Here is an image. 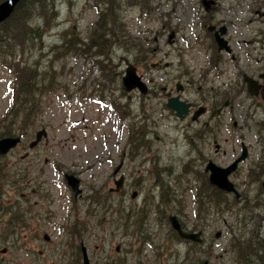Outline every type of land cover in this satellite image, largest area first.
<instances>
[{"label": "rangeland", "instance_id": "obj_1", "mask_svg": "<svg viewBox=\"0 0 264 264\" xmlns=\"http://www.w3.org/2000/svg\"><path fill=\"white\" fill-rule=\"evenodd\" d=\"M138 1L111 0L132 41L111 46L103 62L110 80L97 67L101 59L91 55L95 48L85 56L52 51L61 39H77L84 48L108 6L105 0H55L47 22L37 15L30 20L39 26L42 41L27 44L6 61L26 62L40 78L52 67L57 89L36 96L41 113L21 130V143L2 157L16 174L15 182H22L15 189L6 186L5 196L10 203L19 201L29 225L1 244L0 264H81L78 236L69 233L77 218L85 222L81 237L90 264H194L197 259L236 264L230 251L234 238L245 233L243 242L256 229L259 244L264 240V173L250 178L264 155V103L249 96L242 81L246 74L264 85V43L259 42L264 0H148L145 13ZM205 20L226 26L229 55H214L212 35L202 27ZM130 65L147 86L146 95L124 91L122 77ZM14 83L15 74L0 63V119L12 105ZM177 83L183 87L180 99L193 106L215 110L228 104L198 124L188 117L180 120L166 108V94H176ZM114 105L122 109L123 120ZM204 123H209L207 144L189 141ZM40 129L47 136L30 148ZM240 140L249 156L229 180L247 200L233 208L241 209L237 216L234 211L217 214L206 204L196 218L194 197L202 186L197 178L207 180L203 169L208 160L222 166L230 162L240 151ZM63 173L80 180L78 197ZM120 178L123 185L116 192L114 182ZM161 198H169V204ZM140 210L147 217L133 226ZM170 214L184 228L204 231L202 253H188L192 243L170 246L164 221Z\"/></svg>", "mask_w": 264, "mask_h": 264}, {"label": "trees", "instance_id": "obj_2", "mask_svg": "<svg viewBox=\"0 0 264 264\" xmlns=\"http://www.w3.org/2000/svg\"><path fill=\"white\" fill-rule=\"evenodd\" d=\"M3 1L4 0H0V3ZM105 2L108 6L99 13V17L88 36L89 43H87L84 48L77 39H61V44L56 46L52 51L61 49L65 54L73 53L76 56H85L89 54L91 49L95 48V51L92 52L91 55L93 58L99 57L101 59V61H98L97 67L100 69L102 77L110 80V78H108L109 75H106L110 73V71L106 68V65H103V62L108 60L111 46L113 44L121 45L124 42L132 41V39L125 31V25L122 19L119 18L116 6L114 8L113 4L112 6L110 5L111 0H105ZM138 2H140V8L143 13L150 9L148 0H139ZM54 3L55 0H20L11 15L0 23V63L15 74L14 87L11 89L12 105L0 119V139L21 135L23 132L21 130L28 128L34 119L41 113L40 101L36 96L45 93V91L49 93L57 89L54 77L50 75L54 73L52 67H50L46 77L40 78L39 75L35 73L36 68L30 66L26 62L24 63L19 60L17 63H13L12 61L10 64L6 63L11 57H15L16 53L23 52L27 48V44H33L35 41H42V34L39 26H32L30 20L33 16L37 15L43 17L45 22H47V14L49 16V14L53 12ZM103 4L105 5L104 2ZM95 8L97 9L98 7L96 6ZM207 25V21L204 22L203 29L206 30ZM262 30L263 28L260 29L261 41L259 42L264 43V33ZM207 32L206 34H208ZM212 45L214 55H217L214 43H212ZM101 57H103V59ZM214 59L215 57H212L211 61L213 62ZM47 79L48 81H46ZM113 108L118 118L123 119L124 115L122 109H120L119 106L115 107V105ZM1 159H3L2 162ZM254 171L255 174H251L250 178H254V175H259L262 172L264 173V155L260 158V162L256 165ZM15 176L16 174L11 173L10 167L6 165L4 158L0 156V246L8 242L9 238H14L13 236L19 233L17 229L29 225L26 213L20 211L21 204L18 203L19 201L15 200L14 203H10L7 200L8 197L5 196L7 190L6 186L15 189L22 183L19 181L15 182ZM197 179L202 183V186L200 185L198 187L196 196L194 195V204L197 205L195 211V214L197 212L196 218L200 217L202 208L206 204L208 207L213 208L217 214L219 212L224 214L227 211H234L233 208L235 209L237 207L240 200H247L245 197L244 199L242 197H240V199H235L234 197L229 199L224 192L211 186L210 189H208V183H205L200 178ZM20 180L23 181L21 177ZM169 201V198L160 199V202L166 205L169 204ZM255 206L256 203L253 207ZM123 210L124 209H109V212L113 211L117 214H121ZM240 210L241 209L238 208L234 211V215L237 216ZM135 215L139 220H135L133 226H138L140 219L142 220L147 217L141 210ZM181 225L184 228L182 223ZM77 228L78 227L75 225L69 230L71 236L76 233L78 234ZM244 234H240V238H234L230 243V251L236 264H264V240H261V244H259L258 233L255 229V232L252 233L247 240L241 242L240 240ZM72 238L74 237L72 236ZM200 245H193V247L197 249V253H202L200 251ZM202 263L201 259H197L196 262H194V264Z\"/></svg>", "mask_w": 264, "mask_h": 264}, {"label": "water", "instance_id": "obj_3", "mask_svg": "<svg viewBox=\"0 0 264 264\" xmlns=\"http://www.w3.org/2000/svg\"><path fill=\"white\" fill-rule=\"evenodd\" d=\"M20 0H4L2 3H0V23L6 20L13 10L15 9L17 3ZM205 1V0H203ZM204 6H207V3H203ZM209 5V4H208ZM207 31L209 33L213 34V38L217 47V51L221 52L224 51L226 53H230L231 49L228 45V42L225 40L224 36L227 32V29L225 26H221L216 30L215 26L210 25L207 27ZM263 78V75L261 76ZM242 80L244 84L246 85V91L251 96H256L258 91L261 89L264 92V86H261L259 81L247 76L244 74L242 76ZM122 86L126 92H131L134 90H138L142 95L147 94V87L141 80V78L136 74V69L133 66H128L124 71V76L122 77ZM183 90V87L180 83H177L175 85V92L177 93L176 96L170 97L167 99L166 107L169 110H172L175 114V116L178 119H185L190 112V104L186 103L185 101L180 100L178 93ZM263 100H264V96ZM228 104V101H226L219 109L215 110L213 112L214 114H218L221 112V110L226 107ZM205 111L204 107H199L194 113L192 114V120H196L199 116H201ZM47 136V133L45 129H40L35 133V139L29 143L30 148H34L38 145V143L41 141L42 138H45ZM21 138L20 137H4L0 139V156L7 155L11 150L16 148L18 144H20ZM242 152L240 156L227 168H221L215 165L213 162L209 161L206 166L204 167V172L208 174V182L209 185L217 188L219 191L233 194L235 198L239 197V193L233 186V184L229 181L228 177L232 171H234L237 167V165L240 162H243L245 158L247 157V149L244 144H242ZM117 171V170H116ZM116 171L114 174H116ZM64 180L66 182V185L69 187V189L73 192L74 198H76L79 194H81L82 190L80 189V181L77 179L74 175L64 173L63 174ZM115 184V191L117 192L120 187H122L123 179L120 178L118 181L114 182ZM136 193L132 194V199L135 197ZM168 220L170 222L171 228L177 233L179 238L187 241L192 242H200L199 234L194 233H186L184 232L176 217L171 215L168 217ZM220 233L218 232L216 234V237H218ZM48 237L45 236V240H47ZM82 264H89V259L86 253V249L82 246ZM203 264H208L207 261H205Z\"/></svg>", "mask_w": 264, "mask_h": 264}, {"label": "flooded vegetation", "instance_id": "obj_4", "mask_svg": "<svg viewBox=\"0 0 264 264\" xmlns=\"http://www.w3.org/2000/svg\"><path fill=\"white\" fill-rule=\"evenodd\" d=\"M218 28V27H217ZM213 36V35H212ZM228 43H229V40H228ZM264 79H262V81H263ZM261 86H263V84H260ZM173 95H176V94H173V92H168L167 94H166V96L169 98V97H172ZM256 96L258 97H260V100L263 102L264 100H263V97L262 96H264V92L260 89L259 91H258V93L256 94ZM188 103L190 104V113H194V111L198 108V107H196V106H193V104L191 103V102H189L188 101ZM264 103V102H263ZM201 107H204V106H201ZM205 108V111H204V113L202 114V116H199L196 120H192V115L190 114L189 116H188V118L190 119V121L191 122H193V123H195V124H198L199 123V121L201 120V119H203V116H205V115H207L208 113H210V117L211 116H214L213 115V112L215 111V110H217V109H215V110H211V107L210 108H207V107H204ZM213 109V108H212ZM234 126H235V124H233ZM188 126H189V124H188ZM208 131H209V123H204V125H203V127H202V129L200 130V131H198V132H196L194 135H192L191 137H190V139H189V141H192L194 138H196V139H201V140H203L206 144H207V141H208ZM245 144V142H243V141H238V145H239V153H237V152H235V153H233L232 155L234 156V158H232V160L230 161V162H228L226 165H224V166H222V165H219V164H216V163H214L215 165H217L218 167H221V168H227L230 164H232L239 156H240V154H241V152H242V150H241V148H242V144ZM192 144H194V143H192ZM246 149H247V157L245 158V160L243 161V162H245L246 161V159L248 158V156H249V151H248V147H247V145H246ZM219 150H220V147L218 146V145H215V152L218 154V152H219ZM209 161H211V160H208L207 161V163L209 162ZM212 162V161H211ZM243 162H240L238 165H237V167H236V169L234 170V171H232L231 173H230V175H229V178L238 170V167H239V165L240 164H242ZM206 163V164H207ZM203 172H204V169H203ZM205 173V172H204ZM206 175H207V180L205 181V179H204V182L205 183H208V189H210V185H209V182H208V174L207 173H205ZM232 183V182H231ZM233 184V183H232ZM234 185V184H233ZM234 187H235V185H234ZM236 188V187H235ZM238 191V190H237ZM232 196V195H231ZM232 197H234V196H232ZM239 197H240V193H239ZM160 211L158 210V213H159ZM177 218V217H176ZM165 222H167V218H166V220H164ZM177 221L179 222V224H181L180 223V221H179V219L177 218ZM84 223L85 222H81V221H79V219L77 218L76 220H75V223L72 225V227H74L75 225L78 227L77 229H78V234L76 235V234H73L72 236L74 237V239H76V237H77V240L79 241V251H80V247H81V245H84L83 244V240H82V237H81V234L83 235V233L86 231V227H85V225H84ZM181 227H182V225H180ZM183 228V227H182ZM184 229V232H186V233H194V234H199V238H200V242H193V243H195V244H203V243H205V240L203 239V236H204V231L202 230V229H198V230H188L187 228H183ZM84 231V232H83ZM168 233H169V244H170V246H171V244H175L176 242H178V243H180V242H183V241H181L180 239H178V237H177V235H176V233L175 232H173L171 229L170 230H168ZM38 236H36L35 238H37ZM43 239H44V241H45V236L43 237ZM47 240H49V239H47ZM185 243H187V242H185ZM191 244L190 245V247L189 248H187V251H188V253L189 252H191L192 250H196L197 251V249L195 248V247H193V245H195V244ZM188 244V243H187ZM121 251V249H120V247H116V249H115V252H116V254H118L119 252ZM173 253H175V252H173ZM187 256V255H186Z\"/></svg>", "mask_w": 264, "mask_h": 264}]
</instances>
